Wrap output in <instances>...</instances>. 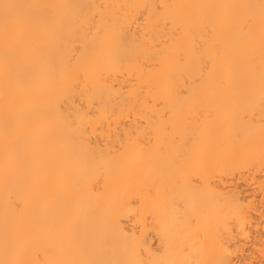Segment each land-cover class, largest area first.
<instances>
[{
  "label": "bare ground",
  "instance_id": "bare-ground-1",
  "mask_svg": "<svg viewBox=\"0 0 264 264\" xmlns=\"http://www.w3.org/2000/svg\"><path fill=\"white\" fill-rule=\"evenodd\" d=\"M244 185L264 0H0V264H252Z\"/></svg>",
  "mask_w": 264,
  "mask_h": 264
},
{
  "label": "rangeland",
  "instance_id": "rangeland-1",
  "mask_svg": "<svg viewBox=\"0 0 264 264\" xmlns=\"http://www.w3.org/2000/svg\"><path fill=\"white\" fill-rule=\"evenodd\" d=\"M243 184H245V183H243ZM243 184H242V185H243ZM239 185H240V184H239ZM246 185L249 186V184H246ZM252 186H253V185H252ZM242 188H245V189H246V192L242 189L243 192H245V193L248 192V193L250 194V196H249L248 193H247L248 195H246L247 197L249 196L248 199L252 197V198H251V199H252V200H251V201H252V204L250 205V206L252 207V211H253V208H254V209L256 208L257 210H254V211H256V212L258 211V212H259V213L257 212L258 214H257V213H253V220H256L255 224L257 223L256 225H258V226H256V227H257L256 230L251 229V231H250V233H249V236H250V234H251L252 237L250 236V238H246V237L241 236V237L245 238L244 241H245L247 244H245V242L242 241L243 239H241V237H240V239H241V242L239 241V243H241V244H240V247H237V249L234 251V253H235V259L237 260L238 257H240L239 255L242 253V254H241V257L239 258L241 261H242V260H243V261L245 260V262H246V261L249 262V261L251 260V258H253L252 261H250V262H251L252 264H257V263H259V262L262 261V260H261V261L258 260V258L264 260V258L260 257V256H259L260 254L258 253V252H259V248L264 247V235H263L264 232H263L262 229H261V228L263 227V223H264V210H263V214H262V212H261V210H262V206H263V209H264V205L262 204V203L264 202V201H263L264 199L261 200L262 197L260 198V195H262V194L259 193L260 191L257 190V188L255 187V185H254L253 188H254V189L256 188L255 190L258 191V194H257L256 191L252 190L253 188H251V185H250V187H247V186L244 185V187L242 186ZM250 188H251V190H249ZM240 189H241V188H240ZM251 191H254V193H256V194H253V192L251 193ZM244 195H245V194H244ZM258 196H259V197H258ZM253 197H255V198H253ZM257 197H258V198H257ZM259 198H260V199H259ZM254 199H255V201H254ZM258 200H260V201L258 202ZM249 201H250V200H249ZM251 201H250V203H251ZM261 201H262V203H260ZM255 202H256V203H255ZM212 203H214V202H211L210 204H212ZM253 203H254V204H253ZM260 204H262V205H260ZM259 209H260V210H259ZM260 213H261L262 215H260ZM255 214H256V215H255ZM203 217L207 219V216H202V218H203ZM261 217H262V220H261ZM206 219H204V220H206ZM262 221H263V222H262ZM201 222H202V221H201ZM201 222H200V223H201ZM202 224H203V223H202ZM261 224H262V225H261ZM260 225H261L262 227H261ZM203 226H204V225H203ZM203 226H200V225H199L200 228L203 227ZM259 227H260V228H259ZM258 228H259V229H258ZM263 228H264V227H263ZM198 229H199V228H198ZM198 229H197V230H198ZM199 230H200V229H199ZM199 230H198V233H199ZM252 230H254V232H253ZM263 230H264V229H263ZM200 231H201V230H200ZM208 231H209V230H208ZM255 231H256V232H255ZM257 231H258V232H257ZM251 232L254 233V234H252ZM262 232H263V233H262ZM200 233H201V232H200ZM258 233H259V234H258ZM260 234H261V237H260ZM207 235H208V234H206L204 237L207 238ZM209 235H210V233H209ZM255 235H257L258 237L256 236V240H253V239L255 238ZM213 236L216 237V236H217V233H215V235H213ZM239 236H240V235H239ZM249 236H248V237H249ZM253 236H254V238H253ZM154 238L156 239V237H154ZM209 238H210V237H209ZM211 238H212V236H211ZM211 238H210V240H211ZM236 238H237V237H236ZM238 238H239V237H238ZM252 238H253V239H252ZM262 238H263V239H262ZM155 239H154V240H155ZM212 239H213V238H212ZM240 239H238V240H240ZM246 239H247V240H246ZM251 239H252V241H251ZM210 240L206 239V241H210ZM236 240H237V239H236ZM262 240H263V242H262ZM156 241H157V239H156ZM248 241H249V242H248ZM254 241H255V243H256V241H257V243L254 244ZM242 242H243V243H242ZM258 242H259V243H258ZM157 243H158V242H157ZM157 243L154 242L153 244L158 246ZM211 243H212V242H211ZM236 243H238V242H236ZM252 243H253V244H252ZM261 243H262L263 245H261ZM242 244H243V246H242ZM259 244H260L262 247H260ZM154 245H153V249H155V248H156V249H157V248L159 249V248H160L159 246L157 247V246H154ZM238 246H239V245H238ZM247 246H248V247H247ZM255 246H256V247H259L258 250H257V248H256ZM250 247H251V248H250ZM246 248H247V249H246ZM248 248H249V249H248ZM158 249H157V250H158ZM174 249H175V248H174ZM253 249H255V250H254L252 253H254L255 251H256L257 253H254V254L247 253V252H251ZM157 250H156V251H157ZM246 250H247V251H246ZM156 251H154V253L156 254V255H155L156 258H154V260H155L154 263H155V264H162V263H164V262L162 261V259H163L164 256H161L162 259H161V258H158V256H160L159 253H161L162 249H161V250L159 249V250L157 251L158 253H157ZM159 251H160V252H159ZM169 251H171V250H169ZM172 251H173V250H172ZM236 251H237V252H240V251H241V253L238 254ZM167 252H168V251H167ZM168 253H169V252H168ZM234 253H233V254H234ZM246 253H247V255H246ZM248 255H249V256H248ZM250 255H251L252 257H251ZM253 255H254V256H253ZM257 256H258V258H257ZM246 257H247V258L249 257V258L247 259ZM254 257H256L257 259L254 258ZM193 259H194V258H193ZM193 259H191V260H193ZM239 259H238V260H239ZM189 260H190V259H189ZM189 260H187V261H189ZM240 260H239V262H240ZM253 260H254V261H253ZM159 261H160V262H159ZM243 261H242V262H243ZM256 261H258V262H256ZM161 262H162V263H161ZM193 262H194V261H192V263H193ZM237 262H238V261H237ZM242 262H240V263H242ZM262 262H263V261H262ZM188 263H189V262H188ZM183 264H187L185 259L183 260ZM190 264H191V263H190ZM193 264H194V263H193ZM212 264H213V263H212Z\"/></svg>",
  "mask_w": 264,
  "mask_h": 264
}]
</instances>
